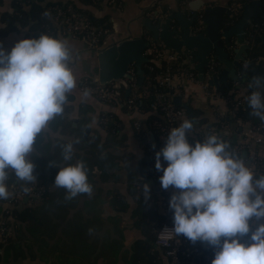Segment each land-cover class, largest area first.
<instances>
[{
	"label": "clouds",
	"instance_id": "clouds-1",
	"mask_svg": "<svg viewBox=\"0 0 264 264\" xmlns=\"http://www.w3.org/2000/svg\"><path fill=\"white\" fill-rule=\"evenodd\" d=\"M68 58L65 43L46 35L20 40L7 53L0 48V199L10 195L4 183L7 169L20 180L35 179L27 155L75 87ZM248 87L256 90L246 106L264 119V75L252 77ZM192 127L184 120L172 128L154 155L155 169L163 173L161 188L178 190L169 200L172 233L206 243L214 250L211 264H264V176L254 181L252 171L232 158L215 135L190 144ZM63 158L72 159L71 144L64 147ZM54 183L67 191L68 199L92 192L82 161L60 168ZM144 190L150 193L149 185Z\"/></svg>",
	"mask_w": 264,
	"mask_h": 264
},
{
	"label": "trees",
	"instance_id": "trees-1",
	"mask_svg": "<svg viewBox=\"0 0 264 264\" xmlns=\"http://www.w3.org/2000/svg\"><path fill=\"white\" fill-rule=\"evenodd\" d=\"M81 4L94 5L97 0H79ZM264 0H261L263 4ZM2 0H0V5ZM10 12H0V22L4 23L0 28V34L15 31L26 27L29 36L27 39H39L46 35L58 39L64 35L60 33V25L53 21L54 7L71 9L87 17L91 25L99 28H109V25H101L92 16L70 2L61 0H9ZM240 9V8H239ZM239 15V14H238ZM233 19H236L233 17ZM256 26L250 29V35L245 50V70L250 71L254 61L259 55L264 56V49L259 43L260 33H264L263 13L256 21ZM105 36V35H104ZM103 35L98 39L101 43ZM163 65V63H161ZM147 60L142 63L141 82L137 85L136 91L147 90L145 96L136 98L129 108L125 104L122 108L129 112H137L143 116L144 124L141 131L147 130L151 133V139L158 140V124L162 122L160 113L151 107L153 101L152 92L162 90L154 81L155 71L162 65ZM151 65L153 70H147ZM174 67L190 69L191 65L178 61ZM123 98L122 88H118ZM168 91V90H167ZM131 94L126 98H130ZM194 117H185L186 120L199 119L197 114ZM99 125L103 130V138H93L85 141L82 131L77 130L73 139L75 152H72V159L65 161L64 147L68 145L66 140L54 138L53 142L37 135L33 144V150L27 155V159L33 163L34 170L32 181H23L16 177L14 170H10L7 183L14 182L18 188L25 186H38L42 188L41 196L35 205L20 204L4 209L0 214V220H4L10 227L11 234L5 243H0L1 256L3 259L12 260L23 257L24 253L29 256H37L43 260H49L50 264H167L162 257L161 250L154 246V234L158 226L167 222L160 214L157 207L158 195L151 190L147 199L142 198L138 193V186L144 181H152L157 185L159 180L151 175L150 160L142 157L133 173L126 178V194L133 201L134 205L129 212L131 226L137 230L128 249L123 248V236L114 223L109 229L101 213L109 207L115 213H123L129 204L124 195L116 190H109L105 195L100 192L89 194H78L71 199L64 188L57 187L54 183L58 170L62 167L82 161L87 168L88 183L94 190L97 182H106L116 178L118 162L125 154L119 152L124 145V134L120 133V124L115 118L104 116ZM237 118L247 121L242 109H238ZM237 118L227 119L228 122L237 123ZM223 120H226L224 118ZM200 125V124H199ZM140 133V132H139ZM139 133L135 132L138 137ZM213 135V134H212ZM214 135L222 137V142L227 144V137L222 129H215ZM97 137V136H96ZM188 142L194 144L200 142L197 134L187 133ZM226 152L229 151L227 144ZM53 166H49V164ZM88 197V198H87ZM149 198L151 201H149ZM104 203L107 205L105 206ZM112 217V216H111Z\"/></svg>",
	"mask_w": 264,
	"mask_h": 264
},
{
	"label": "crops",
	"instance_id": "crops-1",
	"mask_svg": "<svg viewBox=\"0 0 264 264\" xmlns=\"http://www.w3.org/2000/svg\"><path fill=\"white\" fill-rule=\"evenodd\" d=\"M61 1L70 2L75 6L86 10L92 18L101 22V25H109V28H105L107 32L102 38L100 45L97 47L89 45L87 41L81 40L78 37L68 35H61L58 37L57 40L65 43L68 49L69 58L66 63L75 79V87L70 92L66 93V101L62 105L63 111L50 120L39 134L43 138L49 139L51 142H53L54 138L64 139L68 145H72V152H75L76 150L73 146L75 138L73 139V136L78 129L82 131L83 137L84 128H89L86 139L83 138L87 141L89 138H103L104 133L99 125V121L102 117L108 115L110 118H115L119 122L121 127L120 133L124 134L125 141L124 145L118 150L126 156L118 162L117 170H115L116 178L110 179L106 182H97L91 193L98 191L101 195H105L106 191L116 190L124 195L125 199L128 201L129 206L123 213L113 212L109 207L107 208L106 203H104L106 210L101 213L106 227L111 229L112 224L114 223L118 226V230L123 236V248L128 249L132 239L135 237V234H137V230L132 228L131 220L129 219V212L134 203L126 194L125 186L127 175L135 171L138 161L143 156L146 157L143 151L142 142L135 136V131L133 129V124L135 122H138L142 126L144 124V119L140 113L134 111L129 112L122 108V104L118 102L112 104L100 102L94 95L80 90L79 85L84 79L97 80L98 64L96 56L99 51L112 44H116L123 39L141 37L144 40L145 36L150 37V33L143 26V20L146 18L154 20L151 12L168 14L180 9L188 16L189 10H187V3L189 2L200 3L201 8L220 5L228 10L231 4H237L240 6L239 15L235 17L236 19L230 20V24H232L240 18L242 12L241 6L245 3L249 4L252 0H113V2L110 0H97L94 5L81 4L79 0ZM258 1V9L261 14L250 16V23H245L242 26L244 32V44H247L248 42L250 29L255 26L256 21L262 15L261 0ZM8 2L9 0H2L0 12L11 11ZM197 12H201V9H197ZM3 24L4 23L0 22V28ZM28 36L29 32L26 27L0 34V48L7 53L15 43L27 39ZM262 36H264V33H260V38ZM234 40L235 36L229 37L226 42H224L223 39H220L223 47L229 53L230 58L233 57V51L238 47V45L234 44ZM152 41L153 40H151V42ZM259 41L264 49V42H261V40ZM155 43H160V41ZM263 60L264 56L259 55L253 65L257 63L258 66L261 67L263 65ZM158 64L159 62H156V65ZM241 66L245 69V63L241 64ZM219 67L221 68L220 64ZM220 72L221 69H219L218 72L216 71V78L219 77ZM238 78L233 81L226 78L225 84L218 83L217 86L212 85L214 88L225 94L227 101L223 98L214 99L207 96L196 82L188 80L172 82L171 92L173 95L180 98L181 105H175L181 108L183 112L181 123L186 120L187 117L193 118L194 113H196L199 121L197 123L196 120L192 119L191 122L193 127L191 133L197 134L201 143L204 142L208 136H211L212 134L214 135V131L211 129H220L216 127L219 122L218 118L223 117L228 111V105L230 104L229 101L232 100L233 102L239 100L243 104L244 100L250 94L246 90L245 85L240 83ZM235 83L237 84V87L230 92ZM182 104L188 105L190 114L187 113ZM246 120L247 121L238 120L236 124L235 122H229L228 129L223 130L227 137V144L229 147L227 153L234 159L242 160L245 166L249 163V155L252 151L250 150L252 145L249 144V140H246L248 136L247 132L251 128V125L264 124V119L256 116L251 109L250 116L249 118H246ZM165 139V136L159 137V141L161 142H164ZM242 150H246L245 157L243 158L241 156ZM257 154L263 159V168H261L259 173L253 174L254 181L264 176V149H259L257 147ZM166 166L165 163V167ZM257 190L260 192L259 189ZM261 194L264 195V193ZM4 200L5 199H0V214L4 209L9 207L8 203L4 202ZM36 202L37 201L28 205H33ZM22 204H25V202H22ZM0 264H50V262L49 260L40 259L36 255L29 256L26 253H24L23 257L14 260L11 258L3 259L0 251ZM96 264L101 263L97 262Z\"/></svg>",
	"mask_w": 264,
	"mask_h": 264
},
{
	"label": "built area",
	"instance_id": "built-area-1",
	"mask_svg": "<svg viewBox=\"0 0 264 264\" xmlns=\"http://www.w3.org/2000/svg\"><path fill=\"white\" fill-rule=\"evenodd\" d=\"M94 1V0H91ZM113 2V0H110ZM240 6L237 4H231L229 11L232 13L233 17H237L239 14ZM53 21L60 25V33L68 36L78 37L81 40L87 41L91 46H98V39L106 34L105 28H99L91 25L89 19L82 14L74 12L70 6H65L63 9L60 7H54ZM262 13L264 17V1L262 4ZM153 18H156L157 12H151ZM161 15V14H160ZM202 15L198 12L191 23L190 30L191 34H196L203 29ZM256 26V25H255ZM149 36H145L144 41L146 42L145 47L143 48L141 55L144 56L147 60L163 63L162 67L155 71L154 81L162 90H154L152 92L153 101L151 107L154 110H157L160 113L162 122L158 124V140L153 141L151 139L152 135L149 131H141V125L138 122L133 124V129L136 133H139L138 138L142 142L143 151L147 158L150 160V169L149 172L151 175L155 176L158 180L159 177L163 175L162 172H158L155 169V152H158L163 146L164 142L159 141L160 136L167 137V134L172 128L179 127L181 124V118L183 112L181 108L177 107L171 100L172 93L169 91L172 90V82L180 80H188L196 82L204 93L207 96H210L214 99H226L224 93L217 90L212 86L211 79L215 75L216 71L219 70L218 61L212 56L209 55L207 63L203 67L201 73V78H197V72L193 68L192 64L189 62L191 55L188 50H182L179 53L174 52L173 50L167 48L165 44L160 41V43L151 42ZM181 61L182 63H187L192 66L190 69H182L174 67L173 64ZM158 64V65H159ZM134 65L130 63L124 73V81L129 88L130 98H121L118 88H115L112 83L102 84L98 80L84 79L79 85V89L94 95L100 102L105 104L120 103L125 104L127 108L131 106V103L140 96H145L148 92L147 90L136 91V79L134 77ZM148 71H152L153 67L151 65L147 66ZM237 84L233 86L230 90L232 92ZM168 90V91H167ZM127 95V96H128ZM229 107L226 114L223 117L218 118L219 122L217 123L218 128L222 130H227L229 122L227 119L237 118V111L241 109L242 102L239 100L229 101ZM227 117V118H226ZM226 118V120H223ZM105 117L101 118L103 121ZM239 120V118H237ZM214 131V129H211ZM248 136L246 140H249V144L252 145L249 155L248 167L252 173H259L261 168H263V159L257 154V147L259 149H264V124L251 125V128L248 130ZM218 138V141L222 142V137L215 135ZM153 145L155 147H153ZM165 166V162L161 161ZM11 168L7 169V179L8 174ZM5 180V186L10 193L9 198L5 199L4 202L8 203L9 207L22 204L23 198H25V203L32 204V202L38 201L42 188L38 186H25L23 188H18L15 186L14 182L7 183ZM145 184L149 185L150 193H145L144 186ZM156 192L158 195L157 198V209L162 214L167 222H164L158 226L155 230L153 244L159 250H161L162 257L164 258L167 264H211L214 259V250L209 247L206 243L197 241L192 243L182 235L176 236L172 233L173 228V212L169 209V200L171 195L178 191L172 187H169L168 190L161 188L160 182L155 185ZM138 193L142 198L147 199L150 197L152 186L144 181L138 186ZM258 193H260L257 190ZM149 201L150 198H149ZM9 207L6 210H9ZM253 228L255 227V223ZM11 230L8 224L4 220H0V243H5L6 239L10 236ZM247 241V237L243 238V242ZM1 251V250H0Z\"/></svg>",
	"mask_w": 264,
	"mask_h": 264
},
{
	"label": "water",
	"instance_id": "water-1",
	"mask_svg": "<svg viewBox=\"0 0 264 264\" xmlns=\"http://www.w3.org/2000/svg\"><path fill=\"white\" fill-rule=\"evenodd\" d=\"M259 1L252 0L249 4L241 6L240 18L230 24L233 19L232 13L224 6L215 5L212 7L201 8L198 2L187 3L189 15H185L182 10L178 9L168 14H159L153 19H144L143 26L150 33V38L155 41H162L165 46L176 53L182 50H188L191 58L189 62L197 72V78H201L203 67L207 63L209 55H212L220 64L221 69L218 78L212 76L211 84L217 86L218 83L225 84L226 78L229 80H238L244 84L246 90L250 93L256 89L248 87L251 78L258 75H264V60L260 67L254 64L250 71H245L241 64L244 63L245 50L247 44L243 41L242 26L249 24V17L260 15L258 9ZM197 9H201L202 22L204 24L202 31L191 34L190 26L194 20ZM225 17V18H224ZM227 19V20H225ZM229 20V21H228ZM252 27V26H251ZM235 36L234 44L238 47L233 51V57H229V53L223 47L220 39L224 42L229 37ZM264 42V36L260 38ZM146 42L141 37H132L123 39L116 44H112L97 53L98 82L112 83L115 88H122L123 98L129 94V88L124 81V73L127 66L132 63L137 75V85L141 82L142 70L141 64L147 59L141 55ZM170 94L172 93L169 91ZM171 100L176 105L180 104V98L172 95ZM187 113L190 114V109L187 104H182ZM242 109L246 118L250 116V109L246 106V99L242 104ZM89 128L83 130V138L86 139ZM246 150L241 151L242 158L245 157ZM152 186V190L156 191V187L152 185V181H148ZM22 202H25L23 198Z\"/></svg>",
	"mask_w": 264,
	"mask_h": 264
},
{
	"label": "rangeland",
	"instance_id": "rangeland-1",
	"mask_svg": "<svg viewBox=\"0 0 264 264\" xmlns=\"http://www.w3.org/2000/svg\"><path fill=\"white\" fill-rule=\"evenodd\" d=\"M38 203V201L36 202V203H34L33 205H35V204H37Z\"/></svg>",
	"mask_w": 264,
	"mask_h": 264
}]
</instances>
